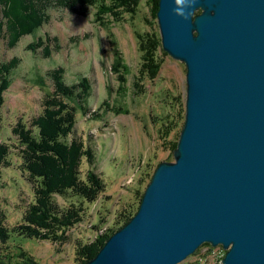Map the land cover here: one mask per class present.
<instances>
[{
  "label": "rangeland",
  "instance_id": "obj_1",
  "mask_svg": "<svg viewBox=\"0 0 264 264\" xmlns=\"http://www.w3.org/2000/svg\"><path fill=\"white\" fill-rule=\"evenodd\" d=\"M103 9L100 1L88 6L86 16L52 8L49 21L13 48L7 45L4 22L0 61L17 57L20 63L11 73L0 114V139L12 149L10 164L0 169V221L11 230L23 221L35 199L17 154L19 138L14 128L19 123L33 127V119L44 111V98L55 89L51 71L59 67L68 84L84 76L92 82L89 110L78 112L73 136L93 148L105 191L92 203L76 195H58L63 207L72 201L83 203L85 219L68 229L64 243L13 232L7 242L0 240V264H22L28 256L32 264H85L79 254L81 245L120 229L139 210L158 165L175 160L174 143L179 142L186 121L187 65L164 49L158 15H152L149 0H141L135 13L118 6L113 7L118 13L113 17ZM144 33L155 36L151 44L161 63L155 79L142 74L140 36ZM40 37L51 38L49 56L42 48H29ZM118 55L129 71L115 65ZM90 167L83 158V178ZM226 252L222 244L204 242L177 264H224Z\"/></svg>",
  "mask_w": 264,
  "mask_h": 264
},
{
  "label": "water",
  "instance_id": "obj_2",
  "mask_svg": "<svg viewBox=\"0 0 264 264\" xmlns=\"http://www.w3.org/2000/svg\"><path fill=\"white\" fill-rule=\"evenodd\" d=\"M160 0L164 49L187 65L186 121L137 213L85 264H177L204 242L264 264V0Z\"/></svg>",
  "mask_w": 264,
  "mask_h": 264
},
{
  "label": "trees",
  "instance_id": "obj_3",
  "mask_svg": "<svg viewBox=\"0 0 264 264\" xmlns=\"http://www.w3.org/2000/svg\"><path fill=\"white\" fill-rule=\"evenodd\" d=\"M98 1L104 8L103 10L112 14L113 17L118 14L115 9L113 10V7L120 6L126 11L135 13L141 3V0H0V40L3 37V27L7 24V45L13 48L24 35L36 32L49 21V11L52 8H66L73 13L86 16L88 6L97 4ZM159 1L149 0L152 15L155 17L159 10ZM4 22L7 24L4 25ZM151 36L149 33L140 36V47L143 52L142 74L150 79H155L161 63L151 44L155 36ZM48 40L51 41V38L40 37L39 41L31 43L29 48L33 51L42 48L44 54L49 56L52 53V46L47 42ZM52 40H55L59 47L57 38ZM1 41L0 57H2ZM15 58L0 61V114L5 103V91L12 81L11 73L20 63V60ZM115 61V65H121L126 71H129L120 55L116 57ZM60 68L51 71L55 89L44 98V111L33 119V127L19 123L14 128V134L19 138L20 152L17 154L22 159V167L27 174V180L34 187L35 199L29 204L23 221L11 230L0 221V240L2 242H7L13 232L29 238L65 241L68 229L85 219L84 205L72 201L68 206L63 207L58 202L57 196L76 195L81 200L92 203L105 191V183L95 168L96 156L93 148L90 145L87 146L82 139L73 136L78 112L81 110L85 114L89 110L92 82L88 76H84L85 78L79 82L68 84L64 79V69ZM177 145L178 142H175V149ZM11 153V144L0 139V169L10 164ZM83 158L87 159L91 166L88 168L85 178L82 177ZM36 213L37 215H35ZM25 225L27 226L25 227ZM34 226L36 227L34 228ZM29 227L32 228V231ZM112 234L102 233L93 242L81 245L79 249L81 257L85 258L86 262L92 259ZM22 255L26 258V251H23ZM32 262L34 263L32 257L28 256L22 264H32Z\"/></svg>",
  "mask_w": 264,
  "mask_h": 264
},
{
  "label": "clouds",
  "instance_id": "obj_4",
  "mask_svg": "<svg viewBox=\"0 0 264 264\" xmlns=\"http://www.w3.org/2000/svg\"><path fill=\"white\" fill-rule=\"evenodd\" d=\"M194 3L195 0H175V5H177V7H175L173 11L176 15L187 20L192 13L186 12L185 9L190 8Z\"/></svg>",
  "mask_w": 264,
  "mask_h": 264
},
{
  "label": "bare ground",
  "instance_id": "obj_5",
  "mask_svg": "<svg viewBox=\"0 0 264 264\" xmlns=\"http://www.w3.org/2000/svg\"><path fill=\"white\" fill-rule=\"evenodd\" d=\"M31 2V1H30ZM36 2V1H35ZM32 3V2H31ZM18 5V4H17ZM33 7V6H32ZM6 9V8H5ZM9 9V8H8ZM4 13V12H3ZM18 14V13H17ZM16 14V15H17ZM1 22V21H0ZM11 29V28H10ZM11 32V31H10ZM12 34V33H11ZM5 35V34H4ZM4 37V36H3ZM41 42H42V40H41ZM39 44V43H38ZM12 60H13V58H11ZM14 59H16L15 57H14ZM4 64V66H5V63H3ZM10 64V63H9ZM2 65V64H1ZM1 68V67H0ZM61 69V68H60ZM55 70H58V69H55ZM82 77V76H81ZM83 78H85V77H83ZM3 94V93H2ZM56 126V125H55ZM51 130H52V128H51ZM53 131V130H52ZM37 160V159H36ZM35 163H36V161H35ZM43 197V196H42ZM46 201V200H45ZM37 205V204H36ZM32 206V205H31ZM34 206V205H33ZM34 207H37V206H34ZM35 215H37V213L35 214ZM33 217H34V215H33ZM75 218V217H74ZM50 220V219H49ZM43 221V220H42ZM48 221V220H47ZM49 223V222H48ZM50 223H51V221H50ZM30 224V223H29ZM74 225V224H73ZM14 226H16V225H14ZM27 225H25V227H26ZM28 226H30V225H28ZM37 226V225H36ZM36 226H34V228L36 227ZM93 226V225H92ZM40 227V226H39ZM30 228V227H29ZM34 228H33V230H34ZM93 228H94V226H93ZM32 228H30V230H31ZM36 230V229H35ZM41 230V229H40ZM94 230V229H93ZM32 231V230H31ZM41 232V231H40ZM50 232V231H49ZM59 237V236H58ZM62 243H64L63 241H62ZM61 243V244H62ZM61 248V247H60ZM57 250H58V248H57Z\"/></svg>",
  "mask_w": 264,
  "mask_h": 264
}]
</instances>
